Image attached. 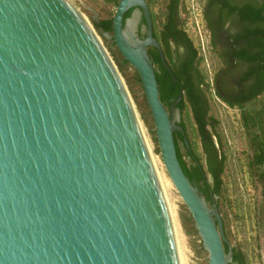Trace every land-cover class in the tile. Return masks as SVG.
Segmentation results:
<instances>
[{"label": "water", "instance_id": "water-1", "mask_svg": "<svg viewBox=\"0 0 264 264\" xmlns=\"http://www.w3.org/2000/svg\"><path fill=\"white\" fill-rule=\"evenodd\" d=\"M135 6L144 40L138 16L124 28ZM112 30L100 29L139 73L162 160L209 264H231L217 197L210 207L178 157L184 90L169 111L147 51L160 49L147 1L120 0ZM0 264H182L127 85L68 0H0Z\"/></svg>", "mask_w": 264, "mask_h": 264}, {"label": "rangeland", "instance_id": "rangeland-1", "mask_svg": "<svg viewBox=\"0 0 264 264\" xmlns=\"http://www.w3.org/2000/svg\"><path fill=\"white\" fill-rule=\"evenodd\" d=\"M118 1L71 0L74 6L88 18L99 40L117 65L135 104L145 136L152 146V152L158 158L163 173L170 179L154 139V121L135 68L130 64H124L123 57L112 38L105 37L100 31L102 27L95 26V24L100 26L107 19L114 17ZM206 1L185 0L182 3L181 18L197 52L195 63L200 76L211 80L217 57L216 51L212 49L207 23L204 19ZM165 3L166 0H158L154 4V11L159 12ZM109 34L112 35V33ZM117 61L123 63L122 69ZM208 94L211 100L207 117L212 119L208 132L216 145L218 158L222 159L223 163L220 175L221 185L215 197H217L225 235L232 250L236 248L240 251L244 264H264L262 188L251 166L253 152L250 149V135L243 125V110L226 106L217 99L213 91L208 90ZM262 106H264V96L248 104L245 109L255 111L261 109ZM180 111L181 123L185 130V136L178 139L181 153L189 168L197 163L203 166L213 186V177L208 165L209 155L205 152L203 136L187 100ZM185 137L189 142V147L185 146ZM171 184L172 189L168 200L179 225V236H177L181 245H179L180 253H183L182 257L186 264H209V252L203 244L194 218L172 181ZM201 185L203 186V183ZM205 189L203 197L212 207L213 201L208 197V190ZM231 264L241 263L232 260Z\"/></svg>", "mask_w": 264, "mask_h": 264}, {"label": "flooded vegetation", "instance_id": "flooded-vegetation-1", "mask_svg": "<svg viewBox=\"0 0 264 264\" xmlns=\"http://www.w3.org/2000/svg\"><path fill=\"white\" fill-rule=\"evenodd\" d=\"M146 1L151 12L153 36L160 46V49L147 47L158 84L160 79L161 83L171 80L179 85V96L181 89L184 90V96L187 93L185 84L190 78L207 109L206 130L212 125V119L207 117L211 100L208 90L213 91L226 106L241 110L264 96V0L206 1L204 19L217 57L211 80L201 77L197 64L191 61L195 47L188 41L190 37L181 18L182 3L185 0H166L159 12L154 11V4L158 0ZM135 15L138 16L136 36L144 40L148 35V23L141 7H131L126 12L124 28L129 26V21ZM164 61L172 69L177 81L173 79ZM160 85L159 90L162 87ZM171 85H167L168 93H172L169 88ZM179 96L171 97L170 104L164 102L169 111ZM180 101L177 103L178 109Z\"/></svg>", "mask_w": 264, "mask_h": 264}, {"label": "trees", "instance_id": "trees-1", "mask_svg": "<svg viewBox=\"0 0 264 264\" xmlns=\"http://www.w3.org/2000/svg\"><path fill=\"white\" fill-rule=\"evenodd\" d=\"M119 1L117 2V5ZM112 20L113 18L107 19L100 26L96 24L95 26L97 28L102 27L105 31L109 33H113ZM188 41L192 45V42L189 39ZM196 56H197V52L196 50H193V52L191 53V61L193 63L196 60ZM123 60H124V64H129L124 58ZM117 63H118V66L122 69L124 66L123 63L119 61H117ZM134 70L137 74L138 79L141 82L139 73L136 71V69ZM159 81H160L159 85L161 84L160 86H162L160 89L161 94H162L160 95L161 100L163 102L170 104L171 97L179 96V85L177 83H172L171 80H166L163 83H161L162 82L161 79ZM170 84H172L171 86H169L172 93H168L166 90L168 87L167 85H170ZM185 88L187 90V93L183 96L182 100L180 101L179 107L181 110L184 108L185 100H187L190 104V107L194 115L195 122L197 123L201 131V134L203 136L205 152L209 155L208 165L210 167V173H211V176L213 177L214 185L213 186L211 185L208 179V175L201 164L197 163L193 165L191 168L188 167L187 162L185 161L181 153V147L178 141L179 137H183V134H181L180 132H175L177 153H178V157L181 161L184 171L189 176L191 181H193L197 185L201 195L203 196V193H204L203 190L206 188L208 190V197L212 200V197L216 196V194L218 193L220 189V185H221L220 175L222 172L223 163H222V159L218 158V151L211 137V134L208 132V130L205 129V125L207 123L205 115H206L207 109L204 108L203 103H202V98L200 97L198 90L195 89L194 83L190 80V78L186 81ZM242 113H243L242 115L243 125L247 129L250 135V149L253 152L251 166L262 188V206H263V215H264V106H262L261 109H258L255 111H249L247 109H243ZM181 125L183 124L181 123ZM154 139L157 144L156 133H155ZM201 183H203V186L201 185ZM225 247H226V250L229 251L230 249L229 244H225ZM232 253H233V262L239 261L241 264H244L243 257L239 250L234 248L232 250Z\"/></svg>", "mask_w": 264, "mask_h": 264}, {"label": "bare ground", "instance_id": "bare-ground-1", "mask_svg": "<svg viewBox=\"0 0 264 264\" xmlns=\"http://www.w3.org/2000/svg\"><path fill=\"white\" fill-rule=\"evenodd\" d=\"M73 6H74V4L71 2V0H68ZM75 7V6H74ZM76 8V7H75ZM76 10L81 14V16H82V18H83V20L86 22V24L90 27V29L91 30H93L94 31V29H93V26H92V24L90 23V21L88 20V18L83 14V13H81L80 11H79V9L78 8H76ZM94 33L96 34V32L94 31ZM97 35V34H96ZM98 37V36H97ZM99 38V37H98ZM142 128H143V126H142ZM143 134H144V136H145V131H144V129H143ZM145 141H146V143H147V146H148V149H149V151H150V154H151V157H152V159H153V162H154V165H155V167H156V170H157V173H158V176H159V178H160V181H161V184H162V186H163V189H164V192H165V194H166V197H167V201H168V204H169V200H168V196H169V192H170V190L172 189V184H171V181H170V179L168 178V176L167 175H165L164 173H163V170L161 169V167H160V163H159V160H158V158L153 154V152H152V146H151V144H150V142L147 140V138H146V136H145ZM169 208H170V211H171V216H172V220H173V225H174V230H175V235H176V239H177V244H178V249L180 248L179 247V240H178V229H179V225H178V223H177V219L175 218V214L173 213V209H171V207H170V205H169ZM178 235V236H177ZM181 246V245H180ZM181 251L179 250V254H180V258H181V263L182 264H186L185 263V260L183 259L184 257H182L183 255V253H180Z\"/></svg>", "mask_w": 264, "mask_h": 264}]
</instances>
